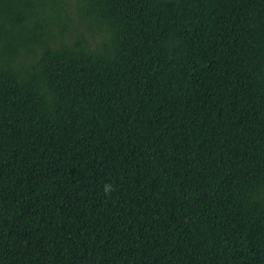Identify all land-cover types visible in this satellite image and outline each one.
Here are the masks:
<instances>
[{"label": "trees", "instance_id": "trees-1", "mask_svg": "<svg viewBox=\"0 0 264 264\" xmlns=\"http://www.w3.org/2000/svg\"><path fill=\"white\" fill-rule=\"evenodd\" d=\"M0 264H264V0H0Z\"/></svg>", "mask_w": 264, "mask_h": 264}, {"label": "clouds", "instance_id": "clouds-1", "mask_svg": "<svg viewBox=\"0 0 264 264\" xmlns=\"http://www.w3.org/2000/svg\"><path fill=\"white\" fill-rule=\"evenodd\" d=\"M108 190H109V186H106V187H105V191H108Z\"/></svg>", "mask_w": 264, "mask_h": 264}]
</instances>
